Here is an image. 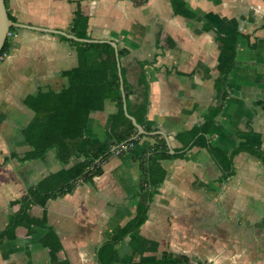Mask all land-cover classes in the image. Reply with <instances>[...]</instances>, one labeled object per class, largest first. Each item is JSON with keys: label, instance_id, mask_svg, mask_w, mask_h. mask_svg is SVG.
<instances>
[{"label": "crops", "instance_id": "1", "mask_svg": "<svg viewBox=\"0 0 264 264\" xmlns=\"http://www.w3.org/2000/svg\"><path fill=\"white\" fill-rule=\"evenodd\" d=\"M5 5L18 23L70 34L79 10L86 19L84 38L112 41L125 50L119 62L136 91L129 96L132 103L145 77L146 124L166 136L170 153H182L160 161L165 174L146 220L114 246L113 262L131 264L169 252L205 264H264V162L247 150L234 153L246 145L264 153V0H6ZM232 35L236 48L226 96L199 139L216 150L212 153L187 134L217 105L218 65L226 61L220 37ZM11 43L0 63V229L29 187L81 160L72 156L61 163L53 148L43 157L24 158L32 147L22 134L36 112L37 93L67 85L62 72L78 64L80 45L24 27L14 31ZM115 112V102L106 99L102 109L89 113L84 135L92 142L111 138ZM152 132L139 135L123 154L106 157L91 182L80 181L55 198H34L26 213L50 225L58 242L43 246L45 228L16 226L13 239L0 240V264H100L99 248L136 213L141 173L135 157L154 142Z\"/></svg>", "mask_w": 264, "mask_h": 264}, {"label": "trees", "instance_id": "2", "mask_svg": "<svg viewBox=\"0 0 264 264\" xmlns=\"http://www.w3.org/2000/svg\"><path fill=\"white\" fill-rule=\"evenodd\" d=\"M4 1L6 3V0ZM174 11L182 12L179 7H174ZM7 14L9 19L16 21L11 14L8 12ZM85 22V17L79 10H76L70 32L76 37L84 38L82 26ZM17 29L11 26L9 31L14 32ZM59 37L80 45L77 51L78 64L74 68L62 72V75L67 77L68 83L60 90L49 89L37 93L38 105L36 112L28 125L22 129L26 142L32 147L24 155V158L43 157L49 149L53 148L56 158L61 163H67L72 156L80 157L81 160L69 168L47 175L35 186L29 187L18 201L19 209L8 215L5 228L0 229V240L13 239L16 226L29 227L36 225L47 230L41 239L43 246L57 243L58 236L50 225L26 213V209L33 199L38 196L53 198L62 196L72 192L80 181L91 182L95 175L102 172L101 163L106 157L114 153L115 149L122 144L132 143L134 145L138 138L142 136L134 138L137 129L123 112L117 60L113 47L108 42H77L62 35H59ZM220 41L226 52V61L218 65L219 74L215 81L217 105L212 109L203 124L193 128L187 134L189 140H194L193 143L200 142L212 153H215L216 150L208 142L199 141V139L205 138L208 129L221 110L222 102L226 96L227 76L234 65L236 37L235 35L229 38L220 37ZM11 44V38L7 37L0 55L9 51ZM123 54H125V50L118 49V57L120 58ZM121 76L128 113L135 118L136 122L147 133L154 131L146 124L148 82L141 75L138 100L132 103L129 96L136 91L126 83L122 69ZM106 99H112L116 105V112L113 114L110 123L113 136L103 142H92L84 135L86 121L91 111L103 108ZM152 138L154 142L135 157L139 161L141 173L136 213L131 220L115 232L111 240L105 242L99 248L98 260L100 264H115L113 262L114 246L125 235L138 230L146 220L149 201L157 191V187L162 182L165 174L160 161L182 155L181 152L178 153L177 151L170 153L165 139L159 134H153ZM238 150H247L257 155L264 162V153L252 146H243L234 153ZM124 152L126 151L121 150L117 154L121 155ZM234 153L229 157V161H231ZM194 261L197 264L201 263L186 255L163 252L157 259L138 261L131 264H195Z\"/></svg>", "mask_w": 264, "mask_h": 264}, {"label": "water", "instance_id": "3", "mask_svg": "<svg viewBox=\"0 0 264 264\" xmlns=\"http://www.w3.org/2000/svg\"><path fill=\"white\" fill-rule=\"evenodd\" d=\"M13 26L16 28H30V29H35V30H44L50 33H54V34H58V35H62L68 39H72L75 41H80V42H108L114 49L115 52V57L117 60V72H118V76H119V81H120V95H121V99H122V108H123V112L124 115L131 121V123L136 127L137 132L136 135L134 136V138H137L139 135L141 134H146L147 132L143 129V127L138 124L135 120V118L133 116H131L128 111H127V106H126V97H125V92H124V87H123V81H122V76H121V69H120V62H119V57H118V49H117V45L116 43L112 42V41H102V40H91V39H87V38H79L76 37L73 34L61 31V30H57V29H44V28H39L36 26H30V25H25V24H21L18 23L16 21H12L11 19H9L8 14H7V10H6V5H5V1L4 0H0V51L2 49V46L7 38V33L9 31V28ZM150 134H161L163 135V137L166 140V136L160 132V131H154Z\"/></svg>", "mask_w": 264, "mask_h": 264}, {"label": "built area", "instance_id": "4", "mask_svg": "<svg viewBox=\"0 0 264 264\" xmlns=\"http://www.w3.org/2000/svg\"><path fill=\"white\" fill-rule=\"evenodd\" d=\"M12 36H14V32H11V31H8V33H7V37H12ZM7 55V52H4V53H2L1 55H0V60H2L3 59V56H6ZM133 146V144L132 143H127V144H122V145H120L117 149H115V153H118L119 151H121V150H123V151H127L128 149H130L131 147ZM199 262V261H198ZM201 263L200 264H205V263H203L202 261H200ZM194 263L195 264H197V262L196 261H194Z\"/></svg>", "mask_w": 264, "mask_h": 264}, {"label": "rangeland", "instance_id": "5", "mask_svg": "<svg viewBox=\"0 0 264 264\" xmlns=\"http://www.w3.org/2000/svg\"><path fill=\"white\" fill-rule=\"evenodd\" d=\"M7 55H8V51H7ZM7 55H6V56H7ZM6 56H3V59L0 60V63L6 58Z\"/></svg>", "mask_w": 264, "mask_h": 264}]
</instances>
